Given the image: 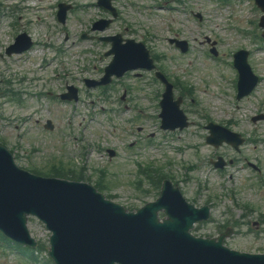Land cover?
<instances>
[{"label": "rangeland", "instance_id": "rangeland-1", "mask_svg": "<svg viewBox=\"0 0 264 264\" xmlns=\"http://www.w3.org/2000/svg\"><path fill=\"white\" fill-rule=\"evenodd\" d=\"M38 1L37 8L32 9L28 6L36 0H0L4 12L11 10L0 16V144L12 153L16 164L25 170L29 166L45 172L62 162L82 169V176L91 184L105 177L106 184L104 180L101 183L109 187V192L104 195L109 193L111 200L129 211L155 199L154 194L145 196L134 186L140 179L141 188L149 189L137 174L139 167L160 168L189 203L210 206V220L198 226L195 235L215 237L227 227L234 234L226 240V246L240 252L264 253V121H250L254 114L264 113V83L239 102L229 87V83L235 86L232 56L238 47L250 51L251 68L264 76V51L255 50L259 41L253 39L251 44L246 33L242 38L222 33L224 19L218 15L220 28L212 20L216 0H111L118 17L103 32L90 31L95 21L108 17L95 0ZM59 2L72 7L63 25L56 20ZM233 2L237 1H231V7ZM240 2L242 6L236 8L231 23L242 35V29L248 30L250 22L261 14L252 10L253 0ZM197 15L202 16L199 22L194 20ZM253 30L256 36L261 35V29ZM21 33L32 40V49L5 55L6 48ZM83 33L94 38L81 41ZM117 33L143 42L159 57L157 68L164 75L173 80L178 77L190 88L186 97L178 84L174 96L183 97L182 107L193 122L191 126L173 134L159 128L160 96L155 95L161 94L162 86L153 81L152 73L142 72L140 78L129 73L106 91L85 87L84 80H98L109 61L105 56L109 46L95 37ZM172 37L188 43L184 54L168 43ZM43 44L59 49L61 55L54 60L52 51H42ZM211 47L220 55L226 52L221 67V62L204 56ZM43 54L46 59L41 62L39 55ZM33 58L35 62L29 63ZM67 86L77 89V102L55 99L54 94L65 93ZM220 93L222 100L218 101L216 95ZM46 121L52 123V131L44 129ZM208 121L252 136L257 143H248L239 153L227 145L215 150L205 143L203 127ZM165 144L180 150L164 151ZM107 150H113L114 157L110 158ZM216 156L232 159L234 164L219 173L208 164V159ZM253 165L261 168L259 176L251 173ZM191 166L195 168L191 170ZM244 204L251 209H244ZM28 230L46 252L49 234L42 224L30 219ZM45 252L38 264L47 260ZM0 264L28 263L0 249Z\"/></svg>", "mask_w": 264, "mask_h": 264}, {"label": "water", "instance_id": "water-1", "mask_svg": "<svg viewBox=\"0 0 264 264\" xmlns=\"http://www.w3.org/2000/svg\"><path fill=\"white\" fill-rule=\"evenodd\" d=\"M118 58V56H116ZM159 202L126 214L93 189L45 180L18 170L0 148V230L26 236V217L36 216L53 235L55 264H264V256L228 251L188 234L197 212L175 205L160 224Z\"/></svg>", "mask_w": 264, "mask_h": 264}]
</instances>
